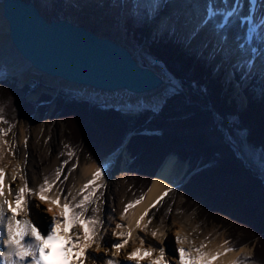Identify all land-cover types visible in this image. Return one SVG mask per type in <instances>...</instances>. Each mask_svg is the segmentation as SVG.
I'll list each match as a JSON object with an SVG mask.
<instances>
[{"label":"trees","instance_id":"obj_1","mask_svg":"<svg viewBox=\"0 0 264 264\" xmlns=\"http://www.w3.org/2000/svg\"><path fill=\"white\" fill-rule=\"evenodd\" d=\"M149 16L150 12L148 8H141L137 13L131 12L124 22V31L134 42L140 45L144 43L147 45L145 48L146 55L157 64L162 65L167 73L177 81L186 92L188 101H186V96L174 94L166 99L156 114H152L151 111H146L137 118H130L123 116L122 113L114 109H102L100 106H93L87 102H65V95L62 93L54 100L55 109L52 112L51 119L57 117L63 122L65 121L69 125L72 124L77 128V138L90 148L89 151L86 149L89 154L98 148L101 153L109 156L121 147L128 134H136V136L129 140L126 147L134 162H136V165H140L137 173L146 177L144 179L143 176L138 175V177L143 178L140 186L145 185L146 190L151 185L153 176L161 163V158L168 154H173L178 156L177 158L179 160H185L187 154H184V152L193 150V145L197 148L202 147L200 152L202 154L203 151L204 153L206 152V165H208V162L212 163L209 164V168L207 167L198 174L197 177L200 176L199 184L202 188L205 186V190H203L206 193H209L206 187L210 188L212 184H215L216 187L213 186V190L215 191H212V194H210L212 196L210 198L213 201L212 207L209 210L210 212H223L222 203L227 198H229L228 202L234 199L233 195L231 194L230 196V193L225 190L221 182L225 179H234V173H223L222 165L223 167L227 165L238 170L235 176L245 177L243 179L248 183V180L251 182L255 180L250 178L249 172L239 162L241 160H239L236 154L228 149V146L225 144V138H223L220 129L213 122V119H209L205 115V119L201 121L204 124L197 128L199 133L202 134V138L198 142L199 144L196 143L198 145L192 143L190 139H185V133L179 126L191 121H186L187 119H193L190 116L185 118L190 112L210 106L216 112L218 122L226 130L227 138L230 137L229 124L231 123V126L234 125L247 133L248 137L246 139L251 146H259L264 149V97L261 96V91L264 89V82L261 79L260 72L251 76L250 83L242 89V93L246 99V107L242 109L237 104L236 99L232 98L231 95L235 89V85L242 87L246 70L245 72H240L232 65L233 80H223L226 69L217 74V71L212 69V60L208 59L205 53L200 54L198 48H189L186 46L187 42L185 38H179L176 31L169 30L161 36L156 35V33L151 36V31L148 27ZM117 22L119 23L120 20ZM4 77V69L0 66V106L4 107L3 115L8 122L12 123L16 117H22V119L27 120L36 110L40 117L46 113L44 109H48V106H45V103L49 104L52 102V97L49 95L44 96L43 102L40 100L30 103L25 102L28 95L32 93L33 88L26 85L18 89L13 80L4 79ZM40 103H44V107ZM77 109H81V111ZM149 118H152V121L148 122ZM143 131L151 133L159 132V134L143 135L141 134ZM189 131L192 130L189 128ZM176 135L180 141L175 145L176 149L181 150L183 154L178 155V153H175L174 145L161 144L164 148L169 149H166L163 155H161L159 153L160 145L157 142L163 141L164 137H173ZM67 140L69 141L70 139L67 137ZM79 143V141H73L74 146H79ZM203 147H208V150L207 148L203 150ZM196 163L192 164L189 168L190 172H192ZM220 170L221 172H219ZM150 180L151 182L149 183ZM191 181L192 177L187 182L188 186L192 183ZM256 184L258 183L256 182ZM255 189L259 190L258 188ZM260 194L264 198V193ZM253 196L254 198H258L259 194L253 191ZM187 197L188 200L193 201L194 206L199 208V213L204 214L197 197L194 195H188ZM236 204L238 206H233L228 213L234 218L235 223L240 225L245 220L244 216H246V219L250 215L253 216L252 206L254 207V205L246 204V215H244L242 212H245V209L241 208L237 202ZM203 216L212 220L208 214ZM247 220L246 222L248 223ZM212 221L221 223L217 216ZM261 224L263 225H261L259 232L253 236L252 240L264 238V219L261 220ZM223 226L228 227V223L223 224ZM244 243H246V240L242 244ZM256 262L258 264H264V262L257 259Z\"/></svg>","mask_w":264,"mask_h":264},{"label":"snow or ice","instance_id":"obj_2","mask_svg":"<svg viewBox=\"0 0 264 264\" xmlns=\"http://www.w3.org/2000/svg\"><path fill=\"white\" fill-rule=\"evenodd\" d=\"M202 34L203 37H207L208 41L214 42L217 51L228 56H236L234 67L240 72H245L246 69L243 78L247 79L256 69L253 57L261 58L264 53V0H201L196 5L192 28L185 37L186 46L191 47L202 38ZM257 44L260 45L259 50L256 47ZM260 75L264 81V69L261 67ZM175 91L176 82L171 79L166 92L174 94ZM261 96L264 97V89L261 91ZM3 112L4 107L0 106V124L8 125L7 128H0V144L8 145L9 151L15 156L18 151L17 146L4 139L13 131L14 125L7 121ZM24 146L26 162L28 158L27 138ZM64 147L69 149L67 155L71 159L74 151L70 145L65 144ZM64 154L60 153L61 156ZM3 158V152L0 151V160ZM67 163L68 160L62 161L55 170L54 178L50 180L48 176H45L43 182L36 188L30 187L27 174L25 171H20L21 165L19 164L13 169L11 180L14 183L19 172L23 181L22 186L13 188L11 184L6 185L5 167L0 166V264H50L48 258L52 252L48 245L57 239L64 240L59 251L65 254V261L70 259L71 264H86L88 260H92L93 264L97 261L99 264H124L123 261H116L114 257L118 256L121 250L128 245L127 237L131 235V231L128 233L113 231L112 236L121 238L114 241L106 240L102 235L106 225V220L101 215L105 201L102 199L103 193L98 194V190L105 185L97 181H103L106 170L102 166H96L91 179L73 194L71 190L65 192L62 185L78 167V163L68 169V175H64ZM62 175L63 180H61ZM54 185L56 186L55 194L50 195L53 193ZM6 187L7 194L5 193ZM171 191L172 189L168 188L158 198L157 203ZM32 197H35L39 204H35ZM140 199L142 200L143 196ZM138 203L140 200L126 204L120 219L123 220L124 213ZM40 204L46 205V209H40ZM151 207H155V204L144 210V214L136 221V228H141L140 220H144ZM36 209L39 212L46 211L51 219L49 220L46 216L40 217ZM40 219L44 221L43 226L39 223ZM115 227L123 229L125 225L117 223ZM146 228L147 224L141 230ZM151 235L157 238V231H152ZM140 243L141 245L146 243L143 237H140ZM176 243H183L179 233L176 235ZM225 243L228 242L225 241ZM109 244L112 252L110 258L91 255L90 250L94 246L97 250L103 247L107 252ZM203 247L204 245L201 244L200 248L195 249L197 253L195 257H192L183 247L176 249L178 264H211V261L215 260L218 255L224 254L216 253V255L209 256L201 252ZM232 250L227 248L224 251ZM154 252H158L155 258L152 256ZM70 253L74 255L69 256ZM140 253H143L151 264H171L166 259L165 247L152 244H149L146 249H134L127 255V261L135 260L136 264H139L138 254ZM233 264H238V261H234Z\"/></svg>","mask_w":264,"mask_h":264},{"label":"rangeland","instance_id":"obj_3","mask_svg":"<svg viewBox=\"0 0 264 264\" xmlns=\"http://www.w3.org/2000/svg\"><path fill=\"white\" fill-rule=\"evenodd\" d=\"M66 2H67V0H66ZM105 2L107 4V6L110 5V1L107 0ZM90 3L91 2L86 4V6L88 8L87 10H89V11H90V7H91L89 5ZM101 4H103V1L101 2ZM96 5H98V4H96ZM119 5H121V6L117 5L116 10L114 11L115 16H112V19L110 18L111 17L110 15H108V17H107V13L104 11H101V10L97 11L98 13H95L96 11H93L94 14H92V17H95L97 20L101 19V20H99L103 26V27H101V31L108 32V33H110V31H111V35H109L111 38L113 37V35L117 31L121 30L120 26H119L120 22L119 23L117 22L118 20H121V21L125 20V18L131 12H133V11L137 12L140 8H144V7H149V10L151 12L150 19H149V27H150V31H151V33H150L151 36L155 33H156V35H158V34H161L163 32L165 33L171 29H174V30H176L179 37H186L187 34L189 33V31L191 30V29H188V30L186 29V31L181 30V27L178 24H176V25L170 24L166 27L164 25V22L162 23L157 18V13H155V10H154V7H153L151 0H126V1L121 0ZM123 6H124V8H123ZM74 9L81 12V9H79V7H77V6H74ZM53 18H55V17H50L49 19H53ZM61 18H62V15L58 16L56 19H61ZM68 18H70V17L67 16L65 19H68ZM102 18H104V20H106V21L108 19V23L103 24L104 21L102 20ZM84 23L88 24L86 21ZM121 32H122V30H121ZM124 37L125 38H124L122 44L124 46L128 47V49L131 51L132 54H134V56L137 58V60L140 63H142L143 65H146V66L159 67L160 71L166 76L168 82H169V80L173 79L171 77V75H169L167 73V71L164 69V67L162 65L157 64L155 61H153L151 58H149L146 55L145 48L147 45L145 43L140 45L137 42H134L126 34ZM211 45H212L211 42L203 43V42L197 40L191 47H193V48H195V47L201 48L202 47V50L206 51L208 56L210 55V59L212 60V67L214 66V69L215 70L217 69V71L224 70L223 68H225V66H223V64H224L223 63L224 62L223 57L221 58V55H217L216 54L217 53L216 48H211L210 47ZM226 59L229 61V63L231 65L232 64L234 65V63L236 61V59H234L233 56L227 55ZM0 66L3 67L4 72H5L4 79L7 78L10 80H13L15 83V86L18 89H21L26 85L33 88L32 93L30 95H28V97L25 99L26 100L25 102L30 103V102H35V101H39V100L43 102V97L44 96L46 97L47 95H49L50 97L53 98V101L50 102L49 104L45 103L46 104L45 106H48V109H44V111L46 113L44 115H42L41 117L39 116V114L36 110V111H34L32 116H30L27 120L22 119V117H18V118L16 117L14 119V121H12V123L9 122L10 124L14 125V127H13V131L11 133H9L8 136L10 134H13V135L15 134L17 137V140L19 141V139L21 138L20 130L22 128H24L25 130L28 129L29 126H31L32 122L36 121V123L38 124V126L40 128H45V129L50 130L52 135L50 134L51 142L49 143V146L51 148L52 154L57 156L60 160H63V161L68 160V163L65 165L66 171H68V169H71L73 167V165L77 164V163L78 164H84L86 166L91 165V164H98L100 166L105 165V163L111 157H113L114 155L125 150L126 151L125 159L123 161H122V158L120 159V164H118L117 168L112 171L110 176H108V178L106 179V185H105V187H103L104 189L102 191H100L103 193L102 199L106 203V201H108V199L112 195L125 194L128 196H132L134 199H140L141 196H143V194L145 193V190H146L145 189L146 186L145 185L140 186V184L142 182L141 180L143 178L138 177V175L143 176L144 179H146V177L142 174L137 173V170L139 169L140 165H138V166L136 165V162H134L133 158L131 157L130 153L128 152V149L126 146L128 145L129 141L127 142L126 146L122 149V145L125 143V140L128 137V135L133 134L132 137H134V136H136V134H134V133L128 134L126 136L123 144L121 145V147L109 156H106V154L101 153L100 149H98V148H96L97 150L94 149V151L91 154H89L87 152V150L89 151L90 148H88L87 145L85 143H83V141L81 142V140H79V138H77V135H76V132H78L77 128H75L72 124L69 125V123H66L65 121L63 122L62 120H60L57 117L54 119H51L52 118V112L55 109L54 100L57 99L59 97V95L62 93H64V95H65V102H69V103L72 101L73 102H79V103L80 102H87L93 106L94 105L100 106L102 109H114V108H112V107L111 108H105L103 106V103H96L93 100V99H95L94 97H89L87 99H81V98L77 97V95H75L74 92H70V91L65 90V89H59V87L57 85L47 82L46 77L41 75V74H39L37 79H31L26 84L21 85L20 81L18 80V78L16 76H14L13 73H11L9 70H7L5 68V66L2 65L1 63H0ZM261 68L264 69V67H261ZM255 71H260V67H256V69L253 72H255ZM230 74H231V72L228 71V68H227L226 69V76L223 78V80L232 81L233 77L231 78ZM248 81L249 80H244L242 86L243 87L246 86L248 84ZM175 82H176V91L174 94H181L183 96H186V92L181 88V86L177 83L176 80H175ZM241 91H242V88L238 89L237 85H235V89H234L231 97L235 98L237 101V104L242 108V100L240 98ZM174 94L169 93L168 96L164 100L166 101V99L170 98ZM130 97L135 98L137 96H130ZM104 101L107 102V104L109 103L108 100H106V99ZM186 101H188V97L186 98ZM188 104H190V103H188ZM40 105H43L42 107H44V103H40ZM161 107L160 106L156 107V110L149 109V107H144L141 109H139L137 107H136V109L131 108V107L119 108L123 112L116 110V109H114V110L122 113L123 116H125V117L137 118V117L141 116L142 114H144L146 111H151L152 114H156L160 110ZM77 110L81 111V109H77ZM205 115L207 118L213 119V122L215 124H217L218 128L221 131L223 138H225L226 143L224 140H223V142L226 144V146H228V149H230L233 153H235L236 156L239 158V160H241L239 162H241L242 165L244 166V168L246 169V171L249 172L250 175L249 174L248 175L250 176V178L254 179L255 181L251 182L250 180H248L249 181V183H248V182H246V180L243 179L245 177L235 176V174H237L238 170L234 169L233 167L227 166V165H225L223 167V165H222L221 168H222L223 173H226V172H230L231 174L234 173V175H233L234 179H225V180L222 179L223 181L221 182L222 185L224 186L225 190L228 193H230V196H231V194L233 195L234 200H230V202H228L229 198H227V200L222 203L223 204V206H222L223 212H215V211L210 212L209 209H210V207H212V201H213V199L210 198V197H212L210 194H212V191H215V190H213V188L216 186H215V184H212L211 187L209 185L210 188L206 187L207 191L209 190V193H206V191H204L205 186L202 188V186L199 184L200 183L199 182L200 176L199 177H197V176L200 172L204 171L207 167L209 168L210 167L209 164H211L212 162H208V165H206V163H207V160L205 159L206 158V154H205L206 152L204 153V151H203V154H202L200 152V149L202 147L197 148V147H195V145H193V147H192L193 150L188 151L189 153L184 152V154H187V157L185 158V160H179L177 158L178 156L173 155V154H168L165 157L161 158L162 160L158 166V170L161 169V167L164 165L165 161L169 157H175L180 163L187 166L185 173L181 177H178L174 180V183L177 184L176 185L177 192H176V194H171L168 196V198L166 200V205L163 206L162 211L170 213V214L175 213V214L182 215V216H189L190 219L197 224L198 229H199V231L193 235V242L198 241L200 235L202 233H206V232L209 235L222 236V238L224 240V244H226L225 246L233 249L232 251L239 253L240 250L247 249V254H243V253L239 254V257L237 258L238 264H258L256 262V259L264 262V238L252 240L253 236L257 235V233L259 232L261 225H263V224H261V220L264 219V198L260 194V193H262V194L264 193V149L259 147V146L258 147L257 146L256 147L251 146V144L246 139L248 137L247 133H245L244 130L239 129L238 127H236L234 125L231 126L232 125L231 123L229 124V126H230V129H229L230 130V137L227 138L226 137V130L223 128V125L218 122V119H217L218 117L216 116V112L210 106H208L204 109H201V110L200 109L194 110L193 112H190L187 116H185V118L189 117V116L193 118V119H191V118L187 119L186 121H189V120H191V121L188 123H185V125L183 124V125L179 126L181 128V130L184 131V133H185V135H184L185 139H190V141L194 144L199 142V140L202 138V134L199 133V130L197 128L201 127L204 124V122H201V121L203 119H205ZM202 117H204V118H202ZM150 121H152V118H149L148 122H150ZM7 126L8 125H6V124H0V128H7ZM191 127H194V128H191ZM189 128L192 131H189ZM141 134H143V135H157V134H159V132L151 133L148 131H143ZM70 135H71V138H70ZM177 135L173 136V137L172 136L164 137L163 141L157 142V144L160 145L159 153L161 155H163V152L166 149L169 150L166 147L164 148V146H162L161 144H163V145H174L175 153H178V155L181 153L183 154V152L181 150H177L176 146H175L176 144H178L180 142ZM66 136L70 139L69 141L67 140ZM4 138H7V136ZM73 141H77V142L79 141L80 145L74 146ZM186 143L189 144L187 141H186ZM65 144L70 145L71 149L74 151V156L71 159H69V157L67 155V152L69 151V149L64 147ZM198 144H196V145H198ZM206 148L208 150V147H206ZM206 148L203 147V150H205ZM194 151H196L198 153H196ZM61 152L65 153V154L61 156L60 155ZM155 152L158 154L157 151H155ZM195 162H197V163L195 164V167L192 170V172H190L189 168ZM76 170H77V168L73 172H75ZM157 171H156V173H157ZM219 172H221V170ZM186 174H187V176H186ZM248 175H246V176H248ZM191 177H192V181H191L192 183L190 182L191 184H189V186H188L187 182L189 181V179ZM144 181H146V180H144ZM217 181H218V179H217ZM150 182H151V180L149 181V183ZM256 182L258 184H256ZM255 188H258L260 191L256 190ZM253 191H256V193L259 194L258 198L257 197L254 198ZM188 195L189 196L194 195L195 197H197V199L199 200V204L201 205L200 208H203L204 214H202L201 212L199 213V211H198L199 208L197 206H194L193 201L188 200V197H187ZM235 201L241 206V208L245 209V212H242L244 215H246V204H248V205L251 204V206L254 205V207L252 206L253 216L250 215V217L247 218L248 220L246 219V216H244L245 218L244 217L243 218L245 220H243V222H241L240 225H237V223H235L236 221L234 220V218H232L230 216V214L228 213V211L231 208H233V206H235V205L238 206ZM169 209H170V211H169ZM206 214H208L212 218V220H213V218H216V216H217V218L219 219V221L221 223H216L215 221L207 219V217L203 216ZM246 220L248 221V223L246 222ZM225 223L226 224L228 223V227L223 226V224H225ZM245 240H246V243L242 244ZM225 241H227L228 243H225ZM195 244L196 243H194V246H195ZM239 245H241V246H239ZM195 249H196V247H195ZM174 252H175V249L170 251V254L175 256ZM96 255L99 256V253Z\"/></svg>","mask_w":264,"mask_h":264},{"label":"bare ground","instance_id":"obj_4","mask_svg":"<svg viewBox=\"0 0 264 264\" xmlns=\"http://www.w3.org/2000/svg\"><path fill=\"white\" fill-rule=\"evenodd\" d=\"M29 1V0H27ZM39 7L41 14L47 18L55 17L62 15V18L70 17L68 20L70 22H80L85 24L86 21L88 24H85L88 28L94 30L101 36L110 37V33L101 31L102 23L97 20L95 17L91 15H86L89 10H87L86 4L89 3V0H32ZM98 4L101 8V11H104L108 15L115 16L114 11L119 5L121 0H108L110 1V5L107 6V0H93ZM103 1V4L101 2ZM126 1V0H125ZM155 13H157V18L167 27L170 24H178L181 27V30L186 31V29L192 28L193 18L196 12V5L201 2V0H151ZM3 0H0V63L5 66L7 70L14 74L20 81L21 85L26 84L31 79H37L39 74L36 70L32 69L27 62H25L19 53L13 47L10 37H9V27L6 19L3 17ZM91 2V1H90ZM74 6L79 7L81 12L74 9ZM124 8V6H123ZM121 10V9H120ZM98 13V12H97ZM100 14V13H99ZM84 16L85 19H82ZM108 23L104 21L103 24ZM110 25V24H109ZM108 27V26H107ZM113 34V33H112ZM124 33L121 31H117L112 39L116 40L120 43H123ZM203 43L211 42L208 41L207 37H203L198 39ZM211 48L214 47V42H211ZM256 47L259 50L260 45L257 44ZM217 55H222V52L216 51ZM135 57V56H134ZM136 58V57H135ZM234 59H237L236 56H233ZM137 59V58H136ZM253 62L256 63V67H264V53H262V57H253ZM154 69L161 75V77L166 82V85L160 88L157 91H152L150 93L145 94L144 96H137L132 98L131 94L125 92H117V93H102L98 91H94L90 88L79 87L71 84H67L58 79H54L51 77H46V81L52 84H55L59 87V89H65L70 92H74L77 97L81 99H87L89 97H94L95 100L99 103H102L105 99L108 100V105L116 106L118 108H140V106L146 107L150 104L148 103H160L167 96L168 92L166 89L168 88V80L166 76L160 71L159 67L154 66ZM51 132L49 129L40 128L36 121H33L31 126L28 129L22 128L20 130L21 138L19 141L17 140L16 135L10 134L5 140L10 143H14L17 146V154L14 156L9 151V146L0 144V151L3 152V160H0V166L5 167V182L7 184H11L13 188H19L22 186L23 181L21 180L19 172L17 173L16 181L13 183L11 180L13 169L19 164L21 165L20 171H25L27 174V178L29 180L30 187L36 188L40 183L43 182V178L48 176L49 179H53L55 175L56 168L61 164L63 160H60L57 156L52 154L49 143L51 142ZM52 135V134H51ZM28 141V158L25 162V139ZM47 141V143H45ZM126 157V151L123 150L120 153L111 157L105 165H101L105 170L106 174L103 181H97V183H103L106 185V179L113 170H115L120 164V159L122 161ZM96 166H100L98 164L84 165L78 164L77 170L72 172L67 181H65L62 185L65 192L71 190L73 194L79 190L80 187L83 186L89 179H91V174L95 170ZM187 166L180 163L175 157H169L165 161L164 165L160 170L155 174L150 187L143 194V199H134L132 196H128L125 194L122 195H112L106 203L103 205V212L101 213L102 218L106 220V225L104 232L102 235L105 236L106 240L114 241L121 238L114 237L111 235L113 231L116 232H125L128 233L131 231V235L127 237L129 240L128 245H126L120 252V254L114 259L116 261H123L124 264H136V261H127V255L132 252L136 248H144L146 249L149 244L156 245L157 247H165L166 249V259L171 262V264H178V253L175 251V256L170 254V251L176 250L180 247H183L186 252H188L192 257H195L197 253L195 252V247L200 248L201 244L204 245L201 248V252L207 253L209 256L216 255V253H224L223 255H218L215 260L211 261V264H233L234 261H237L240 253L247 254V249H242L238 252L230 251L225 252L224 250L228 247L225 246L224 240L222 236L217 235H209L207 232L202 233L199 237V240L193 242V235L199 231L197 224L190 219L189 216H182L175 213H167L162 211L163 206L166 205V200L169 195L176 194L177 187L174 180L178 177H181L186 170ZM64 175H68V171H66V167L64 168ZM63 180V175L61 177ZM159 181V183H156ZM59 183V182H58ZM171 188L172 191L169 192L166 196H163L162 200L157 203L158 198L162 196V194L168 189ZM104 188L99 189L98 193L102 191ZM56 191V186L54 185L53 193L50 195H54ZM5 193L7 194V187L5 189ZM130 195V194H129ZM11 199V197H9ZM35 204H39V201L35 198H31ZM140 200V203L135 204L132 208H129L126 213H124L125 218L123 220L120 219L121 213L124 211V206L130 202ZM97 203H99L97 201ZM155 204V207H151L147 216H145L144 220H140L141 228L147 224V228L143 231L141 228H136V221L140 219L141 215L144 214V210L149 208L150 205ZM46 205L40 204V209H46ZM176 207V206H175ZM161 209V210H160ZM35 211L39 212L38 209ZM91 214V213H88ZM40 217H47L49 220L51 219L50 214L46 211L39 212ZM150 220V222H149ZM41 226H43L44 221L42 219L39 220ZM121 223L125 225L123 229H116V224ZM152 231H157V238H153L151 233ZM164 235L161 236L160 234ZM179 233L182 244L176 243V235ZM140 237H143L146 243L141 245ZM6 238V237H5ZM56 241H60L62 245L64 244L63 239H57ZM194 243L195 246H194ZM109 250L105 252V249L102 247L99 250L94 246L90 253L93 257H97L96 254L99 253V257H103L105 259L110 258L112 256V252L110 249V244L108 245ZM74 255V253H70L69 256ZM158 255V252H154L152 254L153 258ZM175 257V259H174ZM139 264H151V261L143 256V253L138 254ZM86 264H93L92 260L86 261ZM99 264V261L96 262Z\"/></svg>","mask_w":264,"mask_h":264},{"label":"water","instance_id":"obj_5","mask_svg":"<svg viewBox=\"0 0 264 264\" xmlns=\"http://www.w3.org/2000/svg\"><path fill=\"white\" fill-rule=\"evenodd\" d=\"M2 6L13 47L43 76L102 93L125 92L133 96H144L166 85L154 67L142 65L128 47L99 35L85 24L64 18L49 19L32 0H3ZM87 15L90 12L84 16ZM240 98L245 108L242 93ZM164 102H151L146 107L153 110ZM102 103L105 108L123 112L105 101ZM132 136L128 135L122 149Z\"/></svg>","mask_w":264,"mask_h":264}]
</instances>
